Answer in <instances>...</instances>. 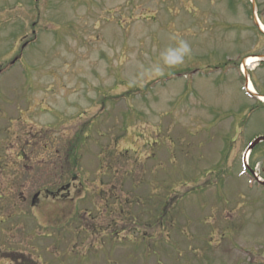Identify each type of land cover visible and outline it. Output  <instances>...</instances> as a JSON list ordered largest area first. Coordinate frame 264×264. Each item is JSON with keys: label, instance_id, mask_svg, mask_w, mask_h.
<instances>
[{"label": "rangeland", "instance_id": "obj_1", "mask_svg": "<svg viewBox=\"0 0 264 264\" xmlns=\"http://www.w3.org/2000/svg\"><path fill=\"white\" fill-rule=\"evenodd\" d=\"M255 14L0 0V264H264Z\"/></svg>", "mask_w": 264, "mask_h": 264}, {"label": "flooded vegetation", "instance_id": "obj_2", "mask_svg": "<svg viewBox=\"0 0 264 264\" xmlns=\"http://www.w3.org/2000/svg\"><path fill=\"white\" fill-rule=\"evenodd\" d=\"M255 55H260V56H262L263 54H255ZM243 61V60H242ZM264 61V59H262V60H260V62H263ZM245 81H246V79H245ZM244 84L246 85V82H244ZM256 103H258V104H260L258 101H256ZM261 106V105H260ZM260 135H264V134H259L258 136H260ZM260 143H264V142H260ZM258 146V145H257ZM247 149V148H246ZM1 165H0V167H4V166H2L3 164L2 163H0ZM247 169L250 171V169H249V166H247ZM4 218H2L1 219V222H4ZM16 249L15 248H13V249H11V246L9 245V246H7V250H5V252L6 253H16ZM18 259H15V262H13V263H11V264H21V260H20V258L19 257H17Z\"/></svg>", "mask_w": 264, "mask_h": 264}, {"label": "trees", "instance_id": "obj_3", "mask_svg": "<svg viewBox=\"0 0 264 264\" xmlns=\"http://www.w3.org/2000/svg\"><path fill=\"white\" fill-rule=\"evenodd\" d=\"M76 143H78V142H74V144H73V146H74L75 148H76L77 145H78V144H76ZM74 147L71 148V149H69V152L67 153V161H68V159L70 160L71 152L73 153V155H72L73 159H76V156L74 155V152H75ZM81 183H84V182H81Z\"/></svg>", "mask_w": 264, "mask_h": 264}, {"label": "water", "instance_id": "obj_4", "mask_svg": "<svg viewBox=\"0 0 264 264\" xmlns=\"http://www.w3.org/2000/svg\"><path fill=\"white\" fill-rule=\"evenodd\" d=\"M264 140V136H260L259 138H257L250 146V148L254 147L257 143H259L260 141ZM264 184V182H262Z\"/></svg>", "mask_w": 264, "mask_h": 264}, {"label": "bare ground", "instance_id": "obj_5", "mask_svg": "<svg viewBox=\"0 0 264 264\" xmlns=\"http://www.w3.org/2000/svg\"><path fill=\"white\" fill-rule=\"evenodd\" d=\"M261 29L264 31V27H261ZM251 60V61H250ZM249 61L250 62H256V58H253V59H250ZM249 61H247V62H249ZM249 90L251 91V92H253V88H252V86L250 85L249 86ZM261 100H263L264 101V98H261Z\"/></svg>", "mask_w": 264, "mask_h": 264}]
</instances>
